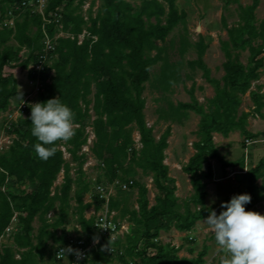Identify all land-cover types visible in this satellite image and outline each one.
Instances as JSON below:
<instances>
[{
  "label": "trees",
  "instance_id": "trees-1",
  "mask_svg": "<svg viewBox=\"0 0 264 264\" xmlns=\"http://www.w3.org/2000/svg\"><path fill=\"white\" fill-rule=\"evenodd\" d=\"M22 1L0 0V25L8 9L21 5ZM102 1L98 15L94 17L91 10L88 21L72 9L76 2L81 6L85 0H50L46 13L60 12L61 24L55 21L45 24L41 15L21 8L15 11L16 16L23 17L17 20L15 28H0V113L7 112L14 101L21 99L24 102L29 98V94L19 91V78L40 79L43 87L39 102L59 97L73 110L74 125L79 126L74 128L70 140L56 142L54 155L47 159H41L34 150L37 140L31 134V104L28 105L27 117L9 126L8 133L15 138L9 149L0 153V237L15 225L12 222L15 217L13 204L20 211V230L14 238V247L3 245L0 264H37L38 257L44 258L50 240L56 245V250L67 242L69 232L66 223L75 185L83 186L75 193L78 203L76 222L82 230H77V233L87 241L97 237L95 218L87 219L85 216L90 204H84L83 197L88 193L89 185L79 184L72 178L64 152L60 149L65 145L66 150L77 158V151L87 145L85 128L91 121V110L95 114L91 127L96 137L92 151L102 162L103 171L110 178L109 184L116 180L130 182L127 177L132 178L135 169L139 168L153 174L158 194L155 204L150 206L147 186L132 180L134 184L128 191L138 190L139 208H123L122 214L123 217L129 216L133 227L123 239L103 238L84 264H112L107 248L121 249L117 250L121 264H205L207 248L195 258H180L179 249L156 240L162 231L175 227L178 231L190 232L211 211L220 213L221 205L208 206L206 202V181L213 178L211 161L216 160L225 167L245 169V158L236 163L224 160L214 144L215 133L228 137L240 131L247 140L264 139L263 135L247 130L250 113H239L242 98L249 92L255 112L261 114L264 110V94L252 90L264 68V21L258 25L255 14L260 0H255L250 6L239 5V23L235 26L230 27L226 16L222 17L228 36L221 42L226 57L222 80L212 79L203 62L206 51L203 39L196 46L198 60L189 64L201 68L207 82L216 90L214 98L208 100L207 109L193 97V102L180 103L172 108L171 114L161 116L173 122H180L182 112L192 111L202 116L198 132L200 141L194 144L196 154L183 169L190 176L194 192L183 203L174 196L176 181L169 176V167L164 164L172 129L169 126L160 139H156L154 128L146 122L143 95L146 84L151 80V71L161 61L165 63L158 78V88L168 92L180 81L178 67L166 61L163 56L165 48L157 43H165L170 33L185 22L187 14L178 9L177 0H166V4L159 0H144L138 8L126 0ZM222 1L226 10L231 3L238 4L240 0ZM59 31L70 36L56 39ZM46 37L55 43L50 57L57 56V59L38 75L35 68L42 59ZM12 40L17 45H9ZM23 49L29 53L26 58L22 55ZM244 51L249 52L247 64L241 60ZM51 71V83L47 84ZM92 94L93 100L90 99ZM135 130L140 133L143 145L139 152L134 148ZM83 157L84 154L79 158L82 162L80 173L85 163ZM63 170L64 182L53 194L54 185ZM120 170L123 176L119 175ZM263 178L264 160L243 175L246 187L239 194L247 193L252 197L246 211H257L255 207L262 201L260 185ZM28 186V190L22 189ZM4 187L6 191H3ZM16 189L21 193L14 195L12 191ZM97 203V209H101L105 201L98 200ZM57 204V216L50 222L52 219L48 215L57 209ZM109 209L120 211V202L111 198ZM257 212L264 214V207ZM36 219L41 226L34 235ZM150 250L156 254L149 256ZM17 255L20 259L16 258ZM137 259L141 263L136 262Z\"/></svg>",
  "mask_w": 264,
  "mask_h": 264
},
{
  "label": "rangeland",
  "instance_id": "rangeland-1",
  "mask_svg": "<svg viewBox=\"0 0 264 264\" xmlns=\"http://www.w3.org/2000/svg\"><path fill=\"white\" fill-rule=\"evenodd\" d=\"M135 7H140L144 0H126ZM166 4V0H159ZM255 0H240L239 3H231L226 10H224L225 2L222 0H177L176 5L180 11H184L187 14L185 22H182L177 26L168 36L165 43H157L159 46L165 48L164 58L170 65H175L179 69L180 81L175 83L168 92H163L158 88V78L161 73L164 61L159 62L151 71V80L146 84L144 92V99L146 101L145 116L146 122L149 127L154 128V134L156 139L165 133L170 126L172 129L171 136L168 139L169 147L165 151L164 164L169 167V176L176 181V191L174 193L175 198L180 203H183L186 199H189L193 194V187L191 185L190 176L184 173V167L189 163L190 159L196 154L194 144L200 141L199 137V125L202 116L192 112L180 113V122H173L170 119H163L161 116L165 114H171L172 108H176L180 103H191L193 97L198 102L208 107V100L214 98L216 90L211 83H208L204 77V71L199 67H191L190 62L198 60L197 44L203 39L206 45V51L203 56V62L210 70V77L215 80H222L225 72L223 65L226 62L225 53L222 50L221 42L227 40V32L222 25V17L226 16L230 27L239 23V5L250 6ZM93 0H85V3L78 6V2L74 4L72 9H75L76 14H82L84 18H89L90 11L93 16L96 17L103 5L102 0H96L94 4ZM14 6L10 7L13 10ZM9 10V11H10ZM257 24L259 25L264 21V0H260L259 7L256 12ZM16 17L17 20H22L23 17ZM154 21V20H153ZM155 22V21H154ZM199 27H203V32H198ZM0 28L1 25H0ZM32 31H35L34 29ZM61 31L58 32L55 38L69 37ZM9 45H17L15 41H11ZM183 49H185L183 51ZM28 51L23 49L22 55L24 58L28 56ZM155 54V53H154ZM264 56V55H263ZM249 52L244 51L241 53V60L244 64L248 63ZM57 56H52L46 62V66H51L55 63ZM51 71L48 76L47 84L51 83ZM41 75V74H40ZM23 80V81H21ZM18 88L20 92H24L28 95V102L31 105L39 103L40 89L43 87V83L40 79L33 81L31 78L24 79L19 78ZM253 91H260L264 94V68L261 70V78L253 84ZM32 100H29V99ZM90 99H94V94L90 96ZM23 101H14L10 109L7 112L0 113V153H3L9 149L13 143L15 135L9 134V126L11 124H17L21 118L17 111L22 105ZM93 105H91V108ZM250 113L248 119L247 130L255 135L264 136V110L261 114L255 112L254 104L251 100L250 92L242 98V105L239 109V113ZM91 121L85 128V135L88 137L95 134L92 129V121L95 119V114L91 110ZM78 125H74V128ZM140 138V133L135 130L133 133V139L136 141ZM93 144L89 145L87 149L89 151H77V158L75 159L66 149V146H61L62 151H67L68 154L64 155V158L69 166L70 174L77 183L88 184L89 191L84 194V204H90V207L85 211L87 218L92 217L93 211L97 215L105 211L106 206L103 205L101 209L98 208V200H100L96 186L99 184L110 185V178L103 171L102 162L97 160L92 149L96 142L93 139ZM214 144L219 149V152L223 156L226 162L236 163L242 158H245V169L238 167H225L222 163L213 160L211 161L213 178L206 181V191L208 193L207 205H221V203L230 201L234 195H239L240 191H243L246 184L243 182V175L257 166L261 160H264V139L263 140H250L247 142L246 137L242 135L240 131H235L228 137L215 133L213 138ZM88 144V142H87ZM245 146V147H244ZM143 148V145L137 150L138 152ZM83 157L85 161L82 167V173L78 170L81 167L80 157ZM120 176H123L120 170ZM65 170L61 172L56 181L53 194L56 188L60 187L64 182ZM125 179L137 180L145 184L149 190L150 206L155 204V197L158 192L155 190L153 174L145 173L142 169L136 168L134 175L131 177H123ZM120 181V180H116ZM115 181V182H116ZM76 183V184H77ZM83 186L75 185L72 192L70 201V208L68 211V219L66 223L69 236H75L77 234V219H78V203L76 200V190L82 189ZM260 194L262 195V201L259 202L255 209L259 211L264 207V178L260 185ZM28 187H22V189L28 190ZM7 188H3L6 191ZM14 195L20 194V190L16 189L12 191ZM114 198L120 202V211L116 212V220L125 225L126 229L120 233L117 238H125L128 234L133 223L129 221V216L123 217L122 209L128 208L129 210H138V190L132 191H120L115 190ZM15 210V222L14 229L6 235L2 242V249L6 245L7 247H14V238L18 234L19 220L18 216L20 211L16 209V205L13 204ZM59 204L57 209L50 214L52 215L50 222L57 216ZM13 218V219H14ZM49 218V215H48ZM35 228L34 235H37L41 223L36 219L33 223ZM61 233V228L58 230V236ZM36 243V241H34ZM156 242L162 245H171L176 249H179L178 256L180 258L192 259L198 256L200 252L207 248V255L205 256V264H221L225 254L220 251L215 243V238L204 220L197 222L196 226L190 232H181L173 227L170 231H162ZM4 245V246H3ZM48 247L45 251L43 259L37 258V264H68L67 262L58 261L56 258V245L53 241L48 242ZM115 252L110 254L112 264H121L118 260L120 255V248H113ZM121 250V249H120ZM149 256L156 254L154 250L149 251ZM20 259V256H16ZM57 260V261H56ZM136 262L141 263L140 259Z\"/></svg>",
  "mask_w": 264,
  "mask_h": 264
},
{
  "label": "clouds",
  "instance_id": "clouds-1",
  "mask_svg": "<svg viewBox=\"0 0 264 264\" xmlns=\"http://www.w3.org/2000/svg\"><path fill=\"white\" fill-rule=\"evenodd\" d=\"M29 119L31 134L37 140L34 150L41 159L54 155L56 142H66L74 135L75 114L59 97L31 105ZM251 199L247 193L234 195L221 203L219 214L211 211L204 220L225 254L221 264H264V214L246 211Z\"/></svg>",
  "mask_w": 264,
  "mask_h": 264
},
{
  "label": "built area",
  "instance_id": "built-area-1",
  "mask_svg": "<svg viewBox=\"0 0 264 264\" xmlns=\"http://www.w3.org/2000/svg\"><path fill=\"white\" fill-rule=\"evenodd\" d=\"M50 3V0H23L21 5L14 6L13 10L8 9L6 16L4 20L1 23L2 28H8L12 29L15 28V11L23 8L25 11H30L32 14H39L43 17V20L45 24H51L53 21L56 23L61 24L62 15L60 12H51L47 15L46 11L48 8V5ZM10 10V11H9ZM86 21L89 20V18H85ZM61 26V25H60ZM59 26V28H60ZM62 32V31H61ZM58 39V38H56ZM55 50V43L48 37L44 40V49H43V56H41V61L35 68V73L40 75L44 69L46 62L50 58V54ZM30 103L28 102V98L22 103L19 110L17 111L18 115H20L21 118L27 117V109L28 105ZM79 127V126H78ZM93 139H96V137L93 138V135L88 137V144L83 147L84 151H89L87 149L89 145L93 144ZM249 143L250 140H247ZM142 146L141 143V136L139 139L135 141L134 148L136 150H139V148ZM64 155L68 154L67 151H63ZM134 184V181L130 182H121L116 181L113 182L110 185H103V184H97L96 190L97 194L100 198V200L105 201L104 206H106L105 211L101 214L97 215L95 211L92 213V217L87 218H95V228L97 232V237L91 241H87L85 239H82L80 235L77 233L75 236H69V239L67 242L61 246L58 247L56 250V259L61 262H67L68 264H84L85 261L90 256L92 250H96L101 243V240L103 238L110 237L112 240H115L118 236H120V233L123 232V230L126 229L125 225L122 224L120 221L116 220V212L117 211H111L109 209V203L111 198H113L115 195V190L119 189L122 191H128L130 187ZM52 215L49 214V218H51ZM15 218L12 220V222H15ZM14 229L13 226H10L4 235L0 237V252L2 251V242L5 239L6 235L10 233ZM77 229L79 232H81V227L78 225ZM61 234V233H60ZM71 248L73 251L68 252L67 250ZM106 252L108 254H113L115 250L113 248H107ZM79 253V255H77Z\"/></svg>",
  "mask_w": 264,
  "mask_h": 264
},
{
  "label": "bare ground",
  "instance_id": "bare-ground-1",
  "mask_svg": "<svg viewBox=\"0 0 264 264\" xmlns=\"http://www.w3.org/2000/svg\"><path fill=\"white\" fill-rule=\"evenodd\" d=\"M198 30H199L198 32H203L204 31L203 27H199Z\"/></svg>",
  "mask_w": 264,
  "mask_h": 264
},
{
  "label": "crops",
  "instance_id": "crops-1",
  "mask_svg": "<svg viewBox=\"0 0 264 264\" xmlns=\"http://www.w3.org/2000/svg\"><path fill=\"white\" fill-rule=\"evenodd\" d=\"M21 81H23V80H21ZM21 81H18V82L20 83ZM245 168H246V167H245ZM240 169H242V168H240ZM247 172H248V171H247ZM247 172H246V173H247ZM246 173H245V174H246ZM206 219H207V218H206ZM206 219H204V220H206Z\"/></svg>",
  "mask_w": 264,
  "mask_h": 264
}]
</instances>
